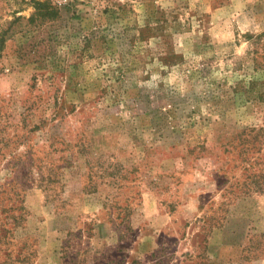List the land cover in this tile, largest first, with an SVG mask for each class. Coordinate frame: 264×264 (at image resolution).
Returning <instances> with one entry per match:
<instances>
[{"label":"rangeland","instance_id":"1","mask_svg":"<svg viewBox=\"0 0 264 264\" xmlns=\"http://www.w3.org/2000/svg\"><path fill=\"white\" fill-rule=\"evenodd\" d=\"M0 264H264V0H0Z\"/></svg>","mask_w":264,"mask_h":264}]
</instances>
